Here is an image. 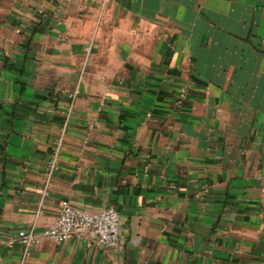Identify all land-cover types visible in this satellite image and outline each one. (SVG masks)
<instances>
[{
    "label": "crops",
    "instance_id": "obj_1",
    "mask_svg": "<svg viewBox=\"0 0 264 264\" xmlns=\"http://www.w3.org/2000/svg\"><path fill=\"white\" fill-rule=\"evenodd\" d=\"M0 264H264V0H0Z\"/></svg>",
    "mask_w": 264,
    "mask_h": 264
},
{
    "label": "built area",
    "instance_id": "obj_2",
    "mask_svg": "<svg viewBox=\"0 0 264 264\" xmlns=\"http://www.w3.org/2000/svg\"><path fill=\"white\" fill-rule=\"evenodd\" d=\"M107 1V0H104ZM76 93L69 95L70 104L67 109L69 116L72 102ZM67 119L58 137L54 140L49 155L45 161V182L43 195H47L50 188V180L53 174L59 170V155L63 143V133ZM120 216L118 211L111 207L101 209L96 212H89L80 207L70 204L67 200H62L59 204L56 220L43 228L35 231L33 227L21 228L17 231L16 241L23 248V255L42 240L52 242H63L71 238H81L87 233H92L96 244L102 247H115L119 243Z\"/></svg>",
    "mask_w": 264,
    "mask_h": 264
}]
</instances>
